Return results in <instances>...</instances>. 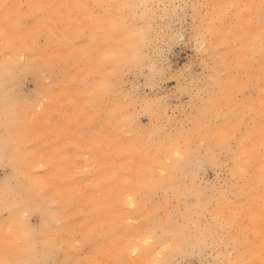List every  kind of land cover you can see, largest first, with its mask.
<instances>
[{
  "label": "rangeland",
  "instance_id": "1",
  "mask_svg": "<svg viewBox=\"0 0 264 264\" xmlns=\"http://www.w3.org/2000/svg\"><path fill=\"white\" fill-rule=\"evenodd\" d=\"M36 2L49 0H2L0 5ZM113 2L120 0H78L93 7L59 22L43 15L34 18L28 10L20 13V35L42 54L31 64L39 70H18L10 77L9 93L18 110L43 114L44 128L30 142L29 156L53 166L40 169L30 161L35 173H48L51 193L43 199L47 211L26 222L20 221L24 213L16 216L19 235L30 232L56 246L64 243L62 252L51 249L40 260L70 256L85 264L91 259L137 264L138 253L148 247L149 264L162 259L185 264L199 256L173 255L171 248L165 252L164 242L173 243L168 233L195 236L211 223L210 217L202 219L211 208L241 216V229L217 245L221 259L228 241L237 236L248 235L251 246L258 247L264 232V158L245 148L244 136L246 110H258L264 99L258 22L253 26L233 19L213 29L215 6L233 0H136L187 6L147 21L134 15L117 20L107 9L94 7ZM113 24L120 26V34L105 42L102 34ZM161 25L169 35L146 46L142 34L154 37ZM204 31L209 34L201 40L203 51L197 52L192 37ZM32 34H39L35 43L27 41ZM121 48L143 49V63L117 68ZM101 87L111 89L102 104L92 95ZM40 102L42 110L35 111ZM232 135L236 139L230 151L213 139ZM12 174L10 166L0 165V185ZM57 190L63 202L55 198ZM9 222L11 216L0 211L5 234L11 233ZM210 258L211 251L204 259Z\"/></svg>",
  "mask_w": 264,
  "mask_h": 264
},
{
  "label": "snow or ice",
  "instance_id": "2",
  "mask_svg": "<svg viewBox=\"0 0 264 264\" xmlns=\"http://www.w3.org/2000/svg\"><path fill=\"white\" fill-rule=\"evenodd\" d=\"M88 7L93 6L79 3H59L57 0L29 3L27 5H0V8L3 10V17L2 20H0V37H3L6 44V49L4 51L6 59L0 63V75L7 78L15 69L22 66L25 60L31 65L33 57L42 54L36 50L34 44L33 46H29L19 33L18 19L22 11L28 10L30 15L34 18L43 15L52 22H59L65 16L71 18L75 11ZM94 7L107 9L109 14H114V18L117 20L125 15H134L147 21L166 18L165 14L170 9L187 6H176L155 2L143 3L136 2V0H120V2L109 4H97ZM193 7L200 6L193 5ZM215 8L216 12L214 15L213 29L233 19L241 22L246 21L253 26L258 22L261 57L260 78L261 81L264 82V0H242V2L239 3L233 0V2L218 4ZM119 34L120 26L118 24H113L111 28L103 32L101 38L105 42H111L115 40ZM208 34V31H204L192 37L196 43L197 52L203 51L200 47V43ZM168 35V29L163 25L160 26L159 31L156 32L154 37L147 32L142 34L146 46L149 47L153 40L159 42ZM38 36L39 34H32L34 43L38 39ZM180 39H184V37L181 36ZM17 48L19 49L18 51H16ZM144 58L145 52L143 49L128 50L126 48H121L120 57L117 61V68L140 66ZM116 74H118V72H116ZM262 91H264V89H262ZM110 94L111 89L108 87H101L94 90L92 93L97 103L101 104L106 101V98ZM7 102L6 98L5 103ZM7 118H10V115L6 112V119ZM245 122L247 123V131L244 133V136L248 140L245 148L252 153L258 151L261 158H264V99H262L261 107L258 110H246ZM213 139L219 147L230 151L232 142L236 139V136H215ZM4 151H7V147H5ZM176 155L178 158H183L180 151H177ZM18 162L22 166L20 171L24 173L25 181L18 187L5 185L4 188L0 190V206L6 211L11 207H19L29 201L34 193L42 188L48 176V173L40 172L38 177H34V163L30 162L26 157L21 158ZM35 163H38L40 169L53 166L51 161L48 165H46L43 160ZM240 171L243 172L244 169H240ZM260 190L261 193L264 194V167L261 169ZM228 195V193H225L224 199H227ZM213 196H215V194H213ZM262 200H264V195H262ZM27 215L28 213L24 212V216ZM261 215L264 216V204L261 206ZM208 217L211 218V223L205 225L202 230L197 231L195 236L187 231L182 233L169 232V239L173 241V243L170 244L168 241H165L163 244L164 251L167 252L171 248L173 255L199 256V260L194 258L186 261L185 264H213V260H215V264H264V232L260 234V243L258 247L251 246L248 235L237 236L234 240L228 241V250L225 252L224 258L221 259L215 251L217 245H223L226 235H230L241 229V216L236 212L225 213L218 209L209 208L202 219ZM9 232H12V230L10 229ZM31 239V234L21 237L14 232L11 235L0 236V257H3L0 258V264H85L82 259H73L70 256H66L63 261L46 259L33 260L31 258L24 260L13 259V257L20 255L31 257L34 254L35 249L31 244ZM148 242L150 243V241ZM57 247L64 248L65 245L61 242ZM209 251L212 253V258L205 260L204 257ZM87 264H103V262L91 259L87 261ZM150 264H180V262L162 259L160 261L150 262Z\"/></svg>",
  "mask_w": 264,
  "mask_h": 264
},
{
  "label": "bare ground",
  "instance_id": "3",
  "mask_svg": "<svg viewBox=\"0 0 264 264\" xmlns=\"http://www.w3.org/2000/svg\"><path fill=\"white\" fill-rule=\"evenodd\" d=\"M58 2L63 3L61 0H59ZM77 2L78 0H75L73 4H77ZM27 41H32V38L27 39ZM5 49V41L0 39V63H2L6 59L4 55ZM18 50L19 49L17 48L16 51ZM18 70L37 71L39 69L35 68L32 65H29L28 61L26 60V63L23 64L22 67L20 66L15 69L13 73L7 78H5L3 75H0V165L10 166L13 171V174L9 176L7 183L0 185V190H2L5 185L18 187L25 181V175L22 171H20L22 166L18 161L24 157H26L29 161H31L32 159L37 161L36 158L29 156V144L36 138V131L38 130V128H44L41 122V117L43 116L42 113H35L30 115L28 113V110L32 108H29L28 110H18L17 105L15 104L14 106V103L11 101L12 96L9 93L10 89L8 83L10 82V77L16 74ZM6 98L8 101L7 103H5ZM37 108H39L38 110L40 111L42 110L41 102L38 103L36 107H34V109H36L35 111H37ZM6 112L10 115V118L6 119ZM110 115L113 116L114 119H116L117 117V115H115L114 113H111ZM40 140L43 139L41 138ZM53 140H55V136H53ZM5 147H7V151H4ZM46 148H48L47 144ZM38 158L39 160H43L44 162L43 158H41L40 156ZM19 174H21V176ZM33 175L34 177H38L37 173H33ZM50 193L51 191L48 190L47 181L45 180L42 188L39 191H36L30 198V200L26 203L20 205L19 207H11L7 211L2 206H0V211H4L9 214V216H11V223H9L12 228V232L9 234H5L0 230V236L11 235L13 232L19 234L20 230L17 227L15 228V225H17V223L15 222V219H17L16 216L19 217L24 212H27L28 215L25 218L20 217L21 222H26L30 215L41 214L42 212L47 211V206L44 204L43 199ZM54 195L56 199H59V201L61 199L62 202L64 201V195L63 193H61V190L54 191ZM128 203L131 204V202L129 201ZM98 212L99 210L94 211V213ZM45 216V218L49 221L52 218V213L50 211L46 212ZM2 227L3 226H0V229H2ZM28 234H31L32 236L31 244L33 243V247L35 249L34 254L31 257L20 255L17 257H13V259L24 260L31 258L33 260H40V257L47 256V253L49 254V250L51 249L59 250L62 252V249H59L56 244H52L46 236H33L30 232H28L27 235ZM161 235L162 233L158 231L154 233L156 239H159ZM149 252L150 249L148 247L145 248V250L141 249L138 253V263H136L149 264ZM120 253V256L125 255V252L123 254L122 252ZM120 260L121 259H119V261L117 262H120Z\"/></svg>",
  "mask_w": 264,
  "mask_h": 264
}]
</instances>
